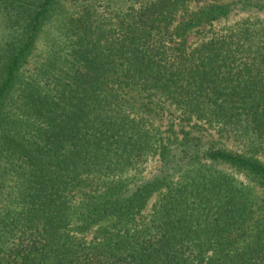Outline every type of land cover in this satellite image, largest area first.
I'll list each match as a JSON object with an SVG mask.
<instances>
[{"label":"trees","instance_id":"1","mask_svg":"<svg viewBox=\"0 0 264 264\" xmlns=\"http://www.w3.org/2000/svg\"><path fill=\"white\" fill-rule=\"evenodd\" d=\"M201 1L0 0V264H264V0Z\"/></svg>","mask_w":264,"mask_h":264},{"label":"rangeland","instance_id":"2","mask_svg":"<svg viewBox=\"0 0 264 264\" xmlns=\"http://www.w3.org/2000/svg\"><path fill=\"white\" fill-rule=\"evenodd\" d=\"M209 0H202L200 3L206 2ZM105 2V0H99L100 6H103L102 4ZM199 3V4H200ZM198 3H192L191 6L192 8H195ZM263 20H264V14H259ZM246 17V15L242 16H235L232 18H229L228 20L225 21H220L216 22L213 27H211L210 30H215L218 31L224 23L232 22L233 20H236L238 18ZM210 30H205L204 34H209L211 31ZM59 37L58 29L54 27L53 22H50V24H46L45 28L40 34V38L38 40V48L35 51V58L38 57L41 53L42 50H44L45 46H50L51 42L53 40H56ZM198 38H200V35H189L188 39L190 42L196 41ZM178 111L174 110L173 107H169V105H165L164 110L160 114V117H152L153 118V123L158 126V129L156 130L157 134L159 136H162L163 138H167L170 134H176L181 136L185 130H189L190 126L188 124H180L179 123V117H178ZM171 124V126H170ZM202 130L205 131V128H202ZM201 131V130H200ZM202 134L204 133L201 131ZM173 138V137H172ZM160 166V160L157 156L155 157H149L148 160L145 162L144 167L142 168L140 173H135V178L134 180L141 181L144 180L151 175H153L155 172L158 171Z\"/></svg>","mask_w":264,"mask_h":264}]
</instances>
